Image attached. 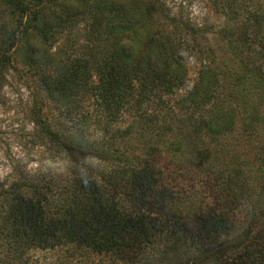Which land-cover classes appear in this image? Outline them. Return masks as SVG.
Returning <instances> with one entry per match:
<instances>
[{
    "label": "trees",
    "instance_id": "trees-1",
    "mask_svg": "<svg viewBox=\"0 0 264 264\" xmlns=\"http://www.w3.org/2000/svg\"><path fill=\"white\" fill-rule=\"evenodd\" d=\"M0 2L19 29L0 33V75L26 29L53 45L82 22L85 41L100 48L60 57L41 78L58 111L52 121L34 113L36 135L63 170L18 173L0 193V264H264V0H210L223 19L220 53L201 49L202 32L165 15L160 0L142 8L138 0ZM154 18L169 30L144 29L136 48L129 35ZM182 48L204 59L174 101L183 115L171 136L156 116L164 111L153 109L184 83ZM125 111L131 119L119 127ZM237 122L244 135L262 136L257 173L209 169L205 146L189 153V168L181 165L184 130L212 143ZM161 136H171L163 146ZM198 188L195 215L174 209Z\"/></svg>",
    "mask_w": 264,
    "mask_h": 264
},
{
    "label": "rangeland",
    "instance_id": "rangeland-1",
    "mask_svg": "<svg viewBox=\"0 0 264 264\" xmlns=\"http://www.w3.org/2000/svg\"><path fill=\"white\" fill-rule=\"evenodd\" d=\"M138 1L140 8L146 4V0ZM160 1L165 15L188 23L193 29L202 32V35L197 37L201 49L208 47L210 51L223 52V43L218 34V29L223 19L216 12L210 0ZM14 19L15 15L11 10L0 2L1 34L7 33L6 31H10L14 27L16 29L15 33H18L19 29L17 30ZM159 22H161V19L154 18V20L147 23L145 28H139L137 33L129 35L128 41L133 43L136 48H141L144 29L154 34H159L162 29L164 32L169 30L168 27L165 28L163 26L161 28ZM84 29L85 26L82 22L76 23L61 33L53 45L42 42L33 31L26 29L23 34V40L10 53L9 62L5 65L0 75V193L8 189L10 183L18 179V173H32L37 170L41 172L48 170L59 172L63 170L64 162L37 138L34 113L38 112L40 117L51 121L56 116L58 109L46 97L41 82L42 76L47 73L51 74L55 62L66 54L71 53L87 57L89 54L100 50L99 44L85 41ZM25 55L35 59L37 64L26 62ZM179 55L184 63V83L176 88L173 94L162 98L164 99L163 103L153 109L159 108L164 111H161L162 113H158L156 116L158 120L161 118L165 119L174 128L171 132H168L171 136L178 132L175 128L177 119L179 120V117L183 115V112L178 111L176 108L174 101L182 96L195 82L197 71L200 67L199 59H204L203 53L183 48ZM225 60L228 61L227 58ZM89 104L90 100L85 101L83 108H90ZM165 111L168 112L166 113ZM130 119V114L125 111L117 124L119 127H123ZM86 124L87 128L85 131L89 134L94 132L93 124L90 121H87ZM175 129L177 131L175 133L172 132ZM171 136H161L160 140L158 139L160 146L165 145L166 137ZM258 137L244 135L238 122L234 124L231 133L212 143H209L205 138L202 140L197 139L189 131L184 130L181 142L183 147L185 146V149L190 151L188 150L187 155H179V160L184 168H189L192 165L189 153L193 148L197 149L205 146L212 151L208 164L209 169L217 167L240 168L243 171L253 169L254 173H257L254 168L259 166V164L255 157L257 148L262 144V136L261 140ZM128 145L133 149L138 146L137 141L132 139H129ZM198 173L200 176L203 175L202 172ZM247 181L250 183L249 178H247ZM202 192L199 188L192 190L191 194L183 197L185 201L175 204L174 209L185 216L191 217L195 215L200 209V205H202Z\"/></svg>",
    "mask_w": 264,
    "mask_h": 264
}]
</instances>
